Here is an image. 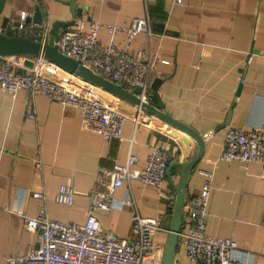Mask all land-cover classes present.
Masks as SVG:
<instances>
[{"label":"crops","instance_id":"obj_1","mask_svg":"<svg viewBox=\"0 0 264 264\" xmlns=\"http://www.w3.org/2000/svg\"><path fill=\"white\" fill-rule=\"evenodd\" d=\"M65 1L4 0L0 33L13 30L21 11L30 19L37 7L39 24L45 26L41 43L50 45L52 23L70 20ZM75 2L74 23L82 20L85 29L92 21L127 26L133 18L149 19L150 35L138 33L128 42L120 34L112 42L118 48L143 50L167 61L158 62L148 79L149 86L153 79H159L156 92L162 104L160 111L202 139L198 159L183 176L185 203L179 230L185 227L188 200L198 193L202 182L198 169L211 170L204 233L233 240L237 264H264V180L260 177L264 163L217 160L228 127L249 130L264 117V0ZM73 24L59 27L58 35ZM38 32L35 28L29 37L25 33L17 36L33 40ZM96 37L101 43L109 41L103 29ZM11 56V69L18 74L28 73L44 60L31 55ZM103 98L127 115L119 138L103 140L97 133L82 129L74 107H61L38 93L17 91L10 96L0 91V264L6 256H21L38 244L37 232L25 228L17 211L32 217L42 203L51 219L81 223L96 177L123 163L128 154L137 158L134 167H141L154 146L167 151V165L188 160L195 153V143L177 126L169 123L177 128L176 137L169 139L146 127L143 123L149 114L129 101L110 93H103ZM29 113L33 119L27 118ZM180 172V166H173L159 187L123 181L112 190L109 209L94 213L103 230L123 239L130 236L133 214L156 219L160 229L155 231L152 248L142 264L161 262L175 195L173 185ZM61 184H69L73 190L70 205L54 201ZM35 191L43 193V201L31 196ZM173 262L190 264L178 238Z\"/></svg>","mask_w":264,"mask_h":264},{"label":"built area","instance_id":"obj_2","mask_svg":"<svg viewBox=\"0 0 264 264\" xmlns=\"http://www.w3.org/2000/svg\"><path fill=\"white\" fill-rule=\"evenodd\" d=\"M25 17L26 13L21 11L13 33H25L29 37V32L36 28L39 32L34 35L33 41L41 43L45 26L26 23ZM100 29L108 36V42L101 43L97 39ZM138 33L151 34L147 17L133 18L127 26L92 21L87 29L82 20H76L71 29L57 36L55 45L62 55L72 58L124 90L139 88L137 98L145 101L149 93V75L155 71L158 62L166 64L167 61L158 60L155 55H149L143 50L118 48L112 42V38L120 34L129 42ZM11 57L0 56V91L10 96L17 91L38 93L61 107H74L79 112L82 129L97 133L103 140L119 138L127 115L103 98V93L107 91L80 80L46 60L39 62L28 73H15L11 69ZM27 118L33 119L34 115L29 113ZM143 124L169 139L177 135L175 127L152 115H148ZM263 131L264 117L256 127L249 130L228 127L217 160L264 163ZM168 156L166 150L154 146L141 167H134L137 158L128 154L123 163L114 164L104 175H98L94 187L88 192V211L81 223H63L51 219L42 203L37 214L32 217L17 211L25 228L37 232L38 244L21 256H6L4 264H142L143 257L152 248L155 231L160 229L156 219L133 214L130 218V236L123 239L103 230L94 213L109 209L112 190L123 181L135 180L143 185L159 187L165 175ZM35 166L39 167V163L35 162ZM198 173L202 176L199 191L188 200L185 227L177 232L184 255L190 264H237L238 259L234 254L236 243L233 240L204 233L212 171L198 169ZM260 177L264 180V168ZM31 196L40 201L44 199L41 191H35ZM73 198L74 193L69 184L59 185L54 195V201L63 205H70ZM261 225L264 228V217Z\"/></svg>","mask_w":264,"mask_h":264},{"label":"water","instance_id":"obj_3","mask_svg":"<svg viewBox=\"0 0 264 264\" xmlns=\"http://www.w3.org/2000/svg\"><path fill=\"white\" fill-rule=\"evenodd\" d=\"M76 0H66L64 3L68 6V10L70 13V20L66 22L55 21L51 25V35L53 38V43L43 44L29 38L17 36L13 33L12 29H4L0 33V56L1 55H31L35 57H39L44 59L48 62L53 63L61 70L74 74L77 78L82 81L88 82L94 86L100 87L103 90L107 91L108 93L112 94L113 96L129 101L135 107H139L140 110L144 111L145 113L155 116L160 120L164 121L165 123L173 124L177 126L181 131L185 132L191 140L196 145L195 153L185 161L177 162V160L168 163L165 175L169 177V171L173 166H180L181 172L179 178L175 185H173L174 191V201L171 207V216L169 220L167 236L165 239V243L162 250V257L160 264H173V257H174V250L177 244V232L181 225V215H182V208L185 203V197L182 191V180L183 176L187 174L190 169L195 164L196 160L198 159L201 150L203 148V142L201 137L195 133L193 130L189 129L171 120L169 117L166 116L165 113L161 112L160 109L162 108L161 101L156 92V86L159 82V79H153L152 83L150 84V92L147 95V99L145 101H139L137 98V94L139 93V88H134L131 91L124 90L121 86L116 83H113L106 78L98 75L91 69L78 64L75 60L70 57H66L59 53L56 49L55 41L58 36L57 29L59 27L70 26L74 23L75 19V9L78 5L75 2ZM4 0H0V12L3 7ZM6 18H2L1 27L4 28ZM26 22L31 21L33 23L39 24L41 21V15L39 9L37 7L34 8V12L31 18L25 19ZM17 25V21L13 23V27ZM170 125V124H169ZM172 126V125H171ZM174 127V126H173ZM176 128V127H175ZM177 129V128H176Z\"/></svg>","mask_w":264,"mask_h":264}]
</instances>
